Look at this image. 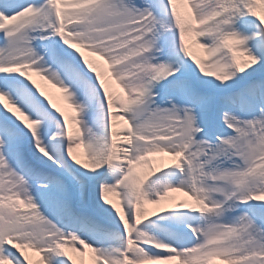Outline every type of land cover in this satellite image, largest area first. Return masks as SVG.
<instances>
[{"label":"snow or ice","instance_id":"6c2138e0","mask_svg":"<svg viewBox=\"0 0 264 264\" xmlns=\"http://www.w3.org/2000/svg\"><path fill=\"white\" fill-rule=\"evenodd\" d=\"M186 3L0 0V264H264V0Z\"/></svg>","mask_w":264,"mask_h":264},{"label":"bare ground","instance_id":"6f19581e","mask_svg":"<svg viewBox=\"0 0 264 264\" xmlns=\"http://www.w3.org/2000/svg\"><path fill=\"white\" fill-rule=\"evenodd\" d=\"M176 7L179 8V11H181L183 13V15H181L182 18H185L187 17V13L185 11V13L182 11L183 8L180 6V4L176 1ZM185 41L186 43L189 42V38H188V35L186 34L185 36ZM190 48L192 50H194L195 52H193V56H195L197 58V54L200 55L202 53V50L196 46H193L191 45ZM189 48V49H190ZM204 51V50H203ZM208 58H209V64H207L205 66V68H208V66L210 65V63L212 62L211 59L213 60L214 57H211L209 55H207ZM90 60H92L91 58H89ZM189 61L192 62L194 65H195V61L192 59V56H189L188 57ZM97 68V71L100 73V76L101 78L109 85V91L113 94L114 98L115 97H119L118 94H116V92L111 88L110 86V83H111V80L106 76L105 73H103V69L101 68L100 64L94 60H92ZM93 75H95V73H93ZM40 88L45 92V94L51 99L52 103L55 104L57 107H59L62 111H64L69 117H70V114L68 111L64 110L61 105H60V101H58L55 97H56V94L57 93H61L63 96L64 94L62 92H60L57 88H54L52 87L50 84L46 83L45 81L43 80H38L36 82ZM43 99V97H42ZM55 101H54V100ZM47 103V101H46ZM54 110V109H53ZM113 110H116L115 108ZM71 111L74 112V110L72 109ZM71 113V112H70ZM75 113V112H74ZM76 114V113H75ZM117 124H118V130H119V126L121 125L119 121H117ZM68 128L71 130V133L73 135V137H76L77 134H78V125L71 122H69V125H68ZM81 135V139H82V132L79 133ZM73 153L74 155L81 160L82 163H87V158L85 156V148L83 146V144L81 145H75L74 146V149H73ZM71 162V161H70ZM155 167H156V164H154ZM154 167V168H155ZM137 175L138 176H144V175H148L149 173V169L147 166H141L139 167L137 170ZM172 195H175L176 197V194L173 192ZM108 200L111 202V203H114L116 206L119 204V206L121 207V198L118 194H109L108 195ZM181 202H185L184 200H182L178 195L176 198H174V201L172 204H176V203H181ZM149 206H152L153 209L157 208L158 206L156 205H149ZM19 254V253H18ZM76 260H77V264H81V260H82V264H94V260H93V254L90 253V252H87L85 251V255L83 258H80L78 256H75L74 257Z\"/></svg>","mask_w":264,"mask_h":264},{"label":"rangeland","instance_id":"374dc122","mask_svg":"<svg viewBox=\"0 0 264 264\" xmlns=\"http://www.w3.org/2000/svg\"><path fill=\"white\" fill-rule=\"evenodd\" d=\"M211 61H212V60H211ZM208 67H209V66H208ZM176 197H177V194H176ZM176 197H175V195H172V194H171V195L169 196V202H170V203H173L174 198H176ZM110 205H113V203L111 204V202H110ZM118 207L120 208V206H117V208H118ZM145 207H146L149 211L153 210V207H152V206L145 205ZM21 209H24V208L22 207ZM24 210H26V209H24Z\"/></svg>","mask_w":264,"mask_h":264}]
</instances>
